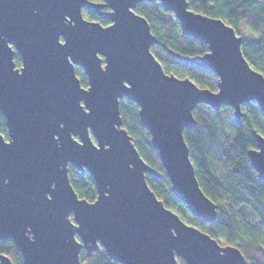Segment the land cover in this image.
<instances>
[{
	"label": "water",
	"instance_id": "95a60500",
	"mask_svg": "<svg viewBox=\"0 0 264 264\" xmlns=\"http://www.w3.org/2000/svg\"><path fill=\"white\" fill-rule=\"evenodd\" d=\"M142 2L174 13L184 36L209 51L178 61L210 70L218 91L168 74L152 53L159 41L136 12ZM97 13L103 26L84 17ZM243 37L224 20L192 10L188 0H0V241L12 240L24 264H87L102 247L119 264H246L239 248L222 245L186 223L150 188L160 178L123 127L121 100L139 107L171 183L197 220L211 224L218 206L203 192L185 130L205 104L233 109L256 103L264 115V75L242 50ZM21 58L17 67L15 54ZM80 67L88 79L84 87ZM248 152L264 181V136ZM88 172L97 199L79 197L69 168ZM0 264H13L0 255Z\"/></svg>",
	"mask_w": 264,
	"mask_h": 264
},
{
	"label": "trees",
	"instance_id": "16d2710c",
	"mask_svg": "<svg viewBox=\"0 0 264 264\" xmlns=\"http://www.w3.org/2000/svg\"><path fill=\"white\" fill-rule=\"evenodd\" d=\"M101 2V0H92ZM192 10L224 20L241 35L242 26L257 34L259 39L250 43L243 39L242 50L251 66L264 75V0H188ZM136 12L149 22L153 35L159 41L151 47L152 53L161 62L168 74L178 78H190L200 88L218 91V77L210 70L178 61L170 52L195 57L209 51L208 45L189 36H184L174 13L166 11L159 2H142ZM90 21L103 26L110 24L97 13L87 11ZM243 37V36H242ZM17 67L21 58L16 53ZM84 87L88 79L83 69H76ZM123 127L132 137L142 158L162 176L146 175L150 188L167 208L193 218L194 226L208 233L222 245L240 249L246 264H264V181L252 168L248 152L257 148L256 134L264 136V115L254 102L244 107V117L239 125L233 117V109L222 106L215 111L205 104L194 110L197 126L185 130L184 138L190 149L196 176L203 192L217 206V219L211 223L197 220L171 192V183L164 170L151 136L139 118L136 103L124 98L120 104ZM0 134L7 136L6 120L0 115ZM71 184L80 198L88 202L97 199V190L92 176L69 168ZM0 255L8 256L13 264H24L21 252L12 240L0 241ZM80 260L87 264H119L113 261L100 247L92 257L81 250ZM181 264H185L179 259Z\"/></svg>",
	"mask_w": 264,
	"mask_h": 264
},
{
	"label": "rangeland",
	"instance_id": "374dc122",
	"mask_svg": "<svg viewBox=\"0 0 264 264\" xmlns=\"http://www.w3.org/2000/svg\"><path fill=\"white\" fill-rule=\"evenodd\" d=\"M84 17H87V11H83ZM241 34L243 36V39L250 42V43H255L258 41L259 36L253 32H251L246 26H242L241 28ZM175 213H177L186 223L190 225H194L195 223L193 222V218L191 216L183 215L179 211L172 209ZM221 244V243H220Z\"/></svg>",
	"mask_w": 264,
	"mask_h": 264
},
{
	"label": "flooded vegetation",
	"instance_id": "af4514ba",
	"mask_svg": "<svg viewBox=\"0 0 264 264\" xmlns=\"http://www.w3.org/2000/svg\"><path fill=\"white\" fill-rule=\"evenodd\" d=\"M104 18V17H103ZM107 20V19H106ZM109 21V20H108ZM110 22V21H109ZM111 23V22H110Z\"/></svg>",
	"mask_w": 264,
	"mask_h": 264
},
{
	"label": "bare ground",
	"instance_id": "6f19581e",
	"mask_svg": "<svg viewBox=\"0 0 264 264\" xmlns=\"http://www.w3.org/2000/svg\"><path fill=\"white\" fill-rule=\"evenodd\" d=\"M87 11V10H86Z\"/></svg>",
	"mask_w": 264,
	"mask_h": 264
}]
</instances>
